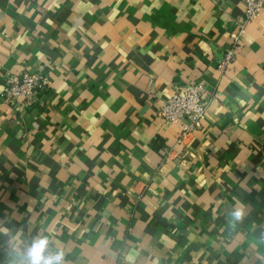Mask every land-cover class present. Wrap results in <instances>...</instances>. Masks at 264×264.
<instances>
[{
	"label": "crops",
	"instance_id": "obj_1",
	"mask_svg": "<svg viewBox=\"0 0 264 264\" xmlns=\"http://www.w3.org/2000/svg\"><path fill=\"white\" fill-rule=\"evenodd\" d=\"M25 68L50 83L21 110ZM190 80L211 96L180 141L156 111ZM42 238L63 264H264V7L0 0V264Z\"/></svg>",
	"mask_w": 264,
	"mask_h": 264
},
{
	"label": "built area",
	"instance_id": "obj_2",
	"mask_svg": "<svg viewBox=\"0 0 264 264\" xmlns=\"http://www.w3.org/2000/svg\"><path fill=\"white\" fill-rule=\"evenodd\" d=\"M241 2L244 6L246 22L254 21L264 7V0H241ZM242 33L240 30L233 37L232 45L225 50L223 63L228 64L232 61L235 44L239 42ZM49 83L46 72L25 68L17 74L5 76L1 95L6 102L21 110L34 109L41 104ZM210 96L211 92L202 82L190 80L183 84H175L171 95L159 104L156 115L165 123L178 126L182 141L187 135L201 128Z\"/></svg>",
	"mask_w": 264,
	"mask_h": 264
},
{
	"label": "clouds",
	"instance_id": "obj_3",
	"mask_svg": "<svg viewBox=\"0 0 264 264\" xmlns=\"http://www.w3.org/2000/svg\"><path fill=\"white\" fill-rule=\"evenodd\" d=\"M232 221H242L245 216L244 207H236L230 213ZM48 240L42 238L34 241L31 246L27 247L22 259L23 264H63L65 255L63 251L52 253L48 250Z\"/></svg>",
	"mask_w": 264,
	"mask_h": 264
}]
</instances>
